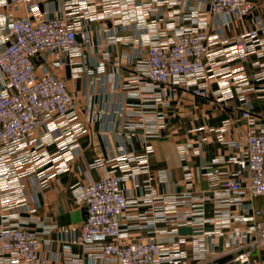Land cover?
I'll use <instances>...</instances> for the list:
<instances>
[{"label": "built area", "instance_id": "1", "mask_svg": "<svg viewBox=\"0 0 264 264\" xmlns=\"http://www.w3.org/2000/svg\"><path fill=\"white\" fill-rule=\"evenodd\" d=\"M40 0H0V6L11 8L18 2H25L34 10V17H0V209L5 211L0 224V264H40L39 252L42 238L39 232L23 222L22 213L33 214L35 208L29 205L25 192L24 177L35 176L41 190L49 186L53 177L69 170V162L75 156L77 140L86 132V126L79 119L74 96L68 91L64 80L53 72L36 70L37 58L51 54L54 66L65 65L67 56L80 52L78 63L88 64L86 53L88 38L81 33L82 42L77 41L76 26L69 17L76 14L83 0H64V15L41 13ZM112 9H121L127 0H108ZM254 8L252 0H210L211 14L244 17ZM179 12L171 10L162 21L163 35L156 25L141 26L147 31L146 56L135 63L136 71L122 84L128 89L127 98H139L153 102L149 110L153 119L146 118L143 109L123 111L134 116L135 121L126 122L134 129L138 125L148 130H156L164 125V113L156 110V105L164 107L170 99L177 97L179 89L191 94L207 97L214 66L219 52L210 49L221 43L216 35H208L205 20L197 18L198 10L185 11L184 16L194 18L191 26H180L175 20ZM143 20L142 12L125 14ZM119 10L106 17L125 16ZM148 34H151L148 37ZM253 56L258 70L253 79L264 81V15L253 28L243 32L230 42L224 58L219 63L231 59L244 61ZM93 75L94 69L86 70ZM211 71V72H210ZM248 74L243 66L232 70L228 81L219 84V99L224 100L231 93V86L244 84ZM250 88H241V115L248 129L241 142H231L243 148L237 161L238 168L231 174L210 169L207 173L213 190L211 197L196 196L193 192L192 173L185 163L188 153H196L191 144L178 146V154L184 162V190L169 195H160L157 188L147 179L141 184L147 192L140 198L124 194L121 182L137 180L148 172L146 154L135 155L122 152L115 160L122 168L121 173H109L87 184H75L72 192L85 209V217L80 228L79 241L91 246L92 255L110 264H164L180 263L185 253L180 249L183 238L171 246H164L154 239L133 242H119L122 230L121 216L132 206L147 204L150 222L163 219L174 227L191 224L194 253L197 258L206 255L211 236L206 241L200 237L205 222L203 205L207 199L215 204L213 219L214 233L219 232L226 221H246L243 214H224L223 210L241 202L240 195L248 192L253 197L264 196V123L251 113L250 104L244 95ZM156 107V108H155ZM44 129L55 143L56 150L44 149L46 142H33L34 132ZM53 130H57L52 133ZM222 130V129H221ZM102 165L101 160L91 163V167ZM247 172V184L241 178ZM257 213L264 215V206ZM251 238L233 233L230 238L232 261L250 264L253 251L264 245V221L255 222ZM98 242V243H97ZM77 263V260H74Z\"/></svg>", "mask_w": 264, "mask_h": 264}, {"label": "crops", "instance_id": "2", "mask_svg": "<svg viewBox=\"0 0 264 264\" xmlns=\"http://www.w3.org/2000/svg\"><path fill=\"white\" fill-rule=\"evenodd\" d=\"M254 8L244 17L235 15L211 14L210 0H127L121 9H112L108 0H83L77 13L69 19L76 26L77 41L82 42L81 33L88 38L86 53L88 64L78 63L80 52L64 56L69 60L65 65L54 66L51 54H45L36 60V70L53 72L62 78L68 91L74 96L79 119L86 126V132L77 140L75 156L69 162V170L58 174L49 181L43 190L35 176L24 177L25 192L29 205L35 208L33 214L22 213V221L40 233L42 246L39 252L40 264H110L92 255L91 246L79 241L80 228L85 217V209L76 200L72 187L84 185L109 173H121L115 158L122 152L135 155L146 154L148 172L142 173L137 180H124L121 188L131 198L147 195L141 184L149 180L160 195H169L184 190L183 161L178 154V146L191 144L196 153H188L186 164L192 173L193 192L196 196L211 197L213 190L207 177L210 169L228 174L237 170V161L243 148L231 145L241 142L248 126L241 115V88H250L244 92L249 100L250 110L264 123V81L253 79L258 68L253 65L255 57L244 61L231 59L227 63H219L224 58L230 42L238 35L253 28L258 19L264 15V0H252ZM197 9V18L205 20L208 35H216L221 43L212 45L217 50L215 65L210 68L215 74L210 81L209 95L200 97L189 91L179 89L177 97L170 99L164 107L156 105V110L164 113V125L156 130H148L138 125L134 129L126 126V122L135 121L123 111L143 109L149 110L153 102L127 98L128 89L122 87L136 71L135 63L146 56L147 31L144 25H156L160 36L163 35L162 21L166 20L169 11L179 13L175 20L180 26H191L194 18L185 17V11ZM41 13L64 15V0H40L38 9ZM122 14L140 13L143 20L121 16L106 17L111 12ZM0 17L4 20L12 17H34V10L25 2H18L13 7L0 6ZM151 34H148L150 37ZM243 66L248 74L244 84L231 86V93L220 100L219 84L229 80L232 70ZM87 69H94L93 75ZM211 72V71H210ZM2 84L0 83V89ZM146 111V118L153 119V113ZM222 129V130H221ZM57 130H53L55 133ZM44 129L36 130L31 137L33 142H46L44 149L54 152L56 146ZM97 160L102 165L91 167ZM247 172L241 178V184H247ZM241 202L223 210L224 214H243L246 221H226L214 233L213 215L215 204L207 199L203 205L205 222L200 237L206 241L211 236L206 255L197 258L194 253L193 233L195 227L185 224L174 227L170 222L150 218L151 208L147 204L129 207L121 216L122 230L119 242L146 241L154 239L164 246H171L180 238L184 242L180 249L185 253L178 264H237L232 261L234 252L230 238L233 233L240 232L245 238H251L255 222L264 221V215L257 211L264 206V196L253 197L248 192L240 195ZM5 211L0 209V224L4 221ZM98 243V242H97ZM77 260V263L74 261ZM174 264V263H164ZM250 264H264V245L255 249Z\"/></svg>", "mask_w": 264, "mask_h": 264}]
</instances>
